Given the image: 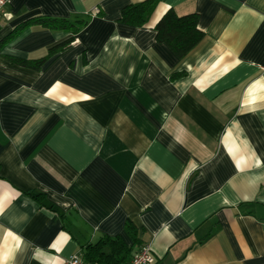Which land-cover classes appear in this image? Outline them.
<instances>
[{
  "label": "crops",
  "instance_id": "obj_1",
  "mask_svg": "<svg viewBox=\"0 0 264 264\" xmlns=\"http://www.w3.org/2000/svg\"><path fill=\"white\" fill-rule=\"evenodd\" d=\"M144 1L5 6L0 264H65L101 237L153 264H264V0H156L143 27L120 22ZM170 9L203 34L181 60L155 41Z\"/></svg>",
  "mask_w": 264,
  "mask_h": 264
},
{
  "label": "trees",
  "instance_id": "obj_2",
  "mask_svg": "<svg viewBox=\"0 0 264 264\" xmlns=\"http://www.w3.org/2000/svg\"><path fill=\"white\" fill-rule=\"evenodd\" d=\"M156 3V0H146L123 8L120 22L136 28L143 27ZM197 21L198 16L195 13L178 16L173 10H168L154 27L156 43L166 46L177 60L183 59L203 39V34L197 29ZM30 24H38L50 30L68 31L75 35L85 26L86 20L69 22L67 20L36 18L30 21ZM71 43L72 40L53 48L48 57L56 52L64 51ZM44 61L43 58L35 61H16L15 63L37 70ZM31 197L37 201L41 199L40 194L31 195ZM125 231L133 246L139 244L137 229L131 221L126 223ZM131 251L132 247H128L119 237H101L95 243L88 244L83 248L82 258L90 264H128L131 260Z\"/></svg>",
  "mask_w": 264,
  "mask_h": 264
},
{
  "label": "built area",
  "instance_id": "obj_3",
  "mask_svg": "<svg viewBox=\"0 0 264 264\" xmlns=\"http://www.w3.org/2000/svg\"><path fill=\"white\" fill-rule=\"evenodd\" d=\"M10 0H0V19L5 18L6 14L4 12L5 6L9 3ZM154 259L150 255L149 248L147 246L142 247L131 257V260L128 264H153ZM65 264H90L83 260V258L74 255L71 256Z\"/></svg>",
  "mask_w": 264,
  "mask_h": 264
}]
</instances>
